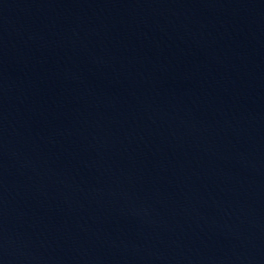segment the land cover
Listing matches in <instances>:
<instances>
[{
	"label": "water",
	"instance_id": "obj_1",
	"mask_svg": "<svg viewBox=\"0 0 264 264\" xmlns=\"http://www.w3.org/2000/svg\"><path fill=\"white\" fill-rule=\"evenodd\" d=\"M0 264H264V0H0Z\"/></svg>",
	"mask_w": 264,
	"mask_h": 264
}]
</instances>
